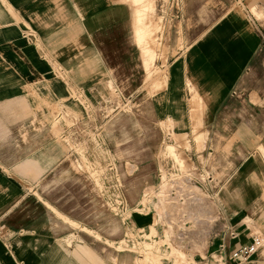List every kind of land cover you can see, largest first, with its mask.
I'll list each match as a JSON object with an SVG mask.
<instances>
[{"label":"crops","instance_id":"1","mask_svg":"<svg viewBox=\"0 0 264 264\" xmlns=\"http://www.w3.org/2000/svg\"><path fill=\"white\" fill-rule=\"evenodd\" d=\"M169 1L163 73L152 71L160 63L144 45L149 24L136 19L149 0H0V264H136L138 255L115 253L91 234L96 187L71 167L80 157L69 145L84 125L54 129L60 114L52 113L84 110L79 99L94 102L114 87L138 101L151 73L149 114L160 122L167 113L176 135L203 139L205 170L197 166L185 185L189 199L196 191L205 201L201 211L185 204L188 264H236L234 250L253 235L264 240V19L255 17L264 0ZM101 133L120 168L148 150L143 140L128 155L132 141L118 124ZM197 214L211 221L196 222ZM239 264H264V244Z\"/></svg>","mask_w":264,"mask_h":264},{"label":"rangeland","instance_id":"2","mask_svg":"<svg viewBox=\"0 0 264 264\" xmlns=\"http://www.w3.org/2000/svg\"><path fill=\"white\" fill-rule=\"evenodd\" d=\"M122 1L128 3L129 6L141 4L136 0ZM149 1L151 5L149 11L148 8L145 9V21L147 20L149 24L150 32L144 45L156 53L155 60L160 63V67L152 68V71L162 69L164 73L167 60L166 32L169 24L170 1ZM255 17L264 19L260 13L259 15L255 14ZM150 77L147 80L144 79L139 90V92H143V97H139L138 101L134 94L131 97L119 95L117 88L114 87L105 90L103 96H95L94 102L88 103L79 99L84 110L78 108L72 112L56 107L52 113L53 118L54 115H60L52 124L54 129L57 127V123L67 127L76 122H82L84 125L83 128L79 129V134H76V137L79 136L78 140L70 142L69 145L71 150L76 151L80 157L78 162L73 161L71 167L78 174H84V180L96 187V190L90 194L93 216V223L90 226L94 228V232L91 234L115 253L124 251L140 256L135 259L136 264H188L192 262L188 251L181 248L179 244L170 242V237L173 235L172 228L177 229L185 223L186 203L187 205L192 204L195 211H201L203 207L205 210V206H203L205 201L196 191H191L193 196L183 202L172 201L167 197L168 186H166L167 183H164L166 180L163 181V186L159 188L157 168L160 157L167 156L171 160H179L184 164L182 165L183 169H186L190 164L182 151L189 147L184 141L187 135H176L173 131L174 120L167 116V113L161 114L160 122L155 121L154 117L149 114L151 107L147 98L152 96ZM161 89L162 85L156 86L157 93ZM194 95L191 91V98ZM140 99H143V105L139 104ZM196 103L197 106L195 107L198 108L199 99ZM191 117L196 122L198 112L193 110ZM115 124H118L121 137L132 141L128 155H135L136 151L143 150L141 147L137 149L136 142L141 143L145 140L148 150L145 149L146 153L143 160H122L125 162V168L119 167L120 158L116 162L113 160L103 146V134L101 132L103 129H107L109 125ZM195 127L197 128V126ZM168 137L169 140H167ZM70 140L68 139V141ZM172 141L180 146V150L172 146L170 143ZM202 141V136L195 137L197 151L202 149ZM136 163H141L140 166L138 165V169H136ZM133 208L142 209L148 214L146 216L138 215L137 213H145L132 212ZM132 215H137L140 218L132 220ZM199 220L209 222L211 218L207 214H197L195 221L199 222ZM195 221L192 224L193 227L196 225ZM71 227L85 231L83 227L78 225H71ZM148 227L152 232L147 233ZM164 241L166 242L164 243Z\"/></svg>","mask_w":264,"mask_h":264},{"label":"built area","instance_id":"3","mask_svg":"<svg viewBox=\"0 0 264 264\" xmlns=\"http://www.w3.org/2000/svg\"><path fill=\"white\" fill-rule=\"evenodd\" d=\"M174 16H178L177 11L174 13ZM25 36H27L29 39H34L33 32L29 29H26ZM167 140H169V137L167 138ZM184 141L185 144H188L189 148H185L182 152L185 159L190 164L189 167L183 169V162L175 159L171 160V158L167 156H161L158 160L157 177L158 184L160 186L159 188L163 186V181L166 180L164 183H167L166 186H168L167 197H169L174 202H183L189 199V196H187L188 192L187 189H185V185L189 183L191 177L190 175L197 171V166L200 169L203 168V171L205 170V161L202 160L204 157L201 154H198L199 151H197V154L193 156L190 155L192 154L190 146L191 144H194L195 141H192L189 137H186ZM170 143H172V146L177 150H180V146L176 145L175 142L172 141ZM111 170L114 171L113 168H111ZM187 227V223H184L182 227L179 226L177 229L173 227V235L170 237V242L177 243L181 248L186 249L187 241L185 239V235L188 233ZM263 244V237L259 235H253L251 236L250 244L234 250L230 255V258L236 264L245 262L249 258H251L261 247H263Z\"/></svg>","mask_w":264,"mask_h":264},{"label":"bare ground","instance_id":"4","mask_svg":"<svg viewBox=\"0 0 264 264\" xmlns=\"http://www.w3.org/2000/svg\"><path fill=\"white\" fill-rule=\"evenodd\" d=\"M133 1V0H132ZM136 1H139V2H141V4L144 2V0H136ZM151 4V3H150ZM149 5V4H148ZM147 5L145 4V5H143V7H142V9L140 10V11H138V12H135L136 13V15H137V22H143V21H145V18H146V14H145V9H147ZM149 7H148V11H149ZM152 9V8H151ZM135 15V14H134ZM135 15V16H136ZM134 19H135V17H134ZM134 21V20H133ZM141 23H139V24H141ZM138 24V23H137ZM147 24H148V22H147ZM142 25V24H141ZM136 27H137V25H136ZM146 27H149L148 25L146 26ZM136 29V28H135ZM142 30H143V28H142ZM147 30V29H146ZM138 31V30H137ZM136 33V32H135ZM145 34H147L146 32H145ZM139 36V35H138ZM141 37H143V36H141ZM145 38V37H144ZM149 49V48H148ZM149 60V59H148ZM149 69V68H148ZM147 72H148V70H147ZM151 74H153V73H151ZM151 74H148V77H150L151 76ZM198 99H199V97H198V94L197 93H195V95L194 96H192V98H191V107L192 108H194L195 106H197L196 104V101H198ZM166 148V147H165ZM169 151V150H168ZM170 153V152H169ZM175 154V153H174ZM177 158V157H176ZM176 160V159H175ZM147 196V195H146ZM146 196H145V198H146ZM139 211L140 212H144L142 209H139ZM139 215H142L143 216V213H140ZM165 240H167V239H165ZM166 241H164V243H165ZM140 257V256H139Z\"/></svg>","mask_w":264,"mask_h":264}]
</instances>
